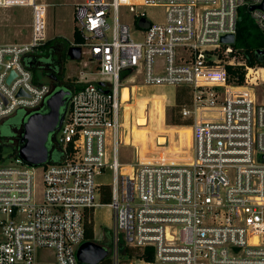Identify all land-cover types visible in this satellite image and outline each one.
Here are the masks:
<instances>
[{
  "label": "built area",
  "instance_id": "obj_1",
  "mask_svg": "<svg viewBox=\"0 0 264 264\" xmlns=\"http://www.w3.org/2000/svg\"><path fill=\"white\" fill-rule=\"evenodd\" d=\"M262 1L75 2L81 40L72 44L88 59L53 139L59 160L7 159L0 147V264H91L76 251L98 204L112 214L106 241L95 240L109 264H264V102L256 96L264 65H249L235 37L221 39L235 35L240 7L264 31ZM12 5L29 6L31 18L26 40L0 42V122L17 108L39 110L54 90L31 67L49 38L47 3L0 0V7ZM121 5L133 28L120 19ZM145 6H162L163 19H148ZM156 56L163 59L157 69ZM89 62L94 75L85 70ZM124 84L130 98L143 85L185 88L179 114L190 119L180 124L190 127V143L170 150L167 138L156 143L166 150L119 160L120 147L134 143ZM105 171L110 182L97 179ZM121 243L137 253L123 252ZM148 246L151 259L143 255Z\"/></svg>",
  "mask_w": 264,
  "mask_h": 264
},
{
  "label": "rangeland",
  "instance_id": "obj_2",
  "mask_svg": "<svg viewBox=\"0 0 264 264\" xmlns=\"http://www.w3.org/2000/svg\"><path fill=\"white\" fill-rule=\"evenodd\" d=\"M47 2L46 11L44 13L45 27L48 37L63 36L68 40H72V31L74 29L73 9L76 0H40ZM146 17L153 21L163 19L164 8L162 6H145L143 7ZM119 16L122 21L132 25V13L127 6L119 7ZM31 18V8L26 5H12L8 7H0V40L4 41H22L29 37V25ZM135 35V33H134ZM63 75L65 79H77L79 69L82 67V62L88 59V55L83 52L81 59H72L67 54L66 50L61 55ZM46 60V59H44ZM162 57H155V68H160ZM39 72V69H37ZM85 70L90 71V75H94L93 62H89L85 66ZM264 70V69H263ZM261 70L263 73L264 71ZM135 82H141L140 77H137ZM130 85L129 82H126ZM127 84L123 85V99H130L131 102L125 109L127 115L126 124L129 128L133 126L131 142L120 147L119 160L129 161L133 156L137 155V150L152 154L159 150H166L165 147L157 145L160 143L168 144L167 138H170V150L178 148L184 149L185 145L190 143V127L180 125L181 123H173L174 119L183 121L179 116V109L182 103L188 100V95H183L181 99H176L178 88L171 85H143L139 89L135 88L134 95L130 98V90ZM257 99L264 102V85L257 87ZM24 110L19 108L16 113L11 114L4 122L0 124V147L3 154L9 159L13 155L15 147L14 136L17 134V129L21 123V117ZM58 135V131H50L46 144L51 147L53 139ZM178 145L179 147H176ZM152 151V152H151ZM179 151V150H176ZM183 154V153H181ZM100 181L110 182L111 175L104 172L97 176ZM92 222L94 228V239L100 242H105V229L112 224L111 210L105 204L95 206L92 213ZM52 249L45 250V255L48 257L52 254Z\"/></svg>",
  "mask_w": 264,
  "mask_h": 264
},
{
  "label": "trees",
  "instance_id": "obj_3",
  "mask_svg": "<svg viewBox=\"0 0 264 264\" xmlns=\"http://www.w3.org/2000/svg\"><path fill=\"white\" fill-rule=\"evenodd\" d=\"M80 40H81V36L75 27L73 29L71 41L60 35L49 37L44 44L43 52L40 53L35 58L34 64L31 65V67L33 68L35 72V75L39 76L41 80L48 81L49 83H51L53 89L63 87L64 89L69 90V94L65 95V104L71 92L74 89L81 86L83 83L75 82L71 79L68 80L64 78L61 55L65 50L67 52V47L70 44L79 42ZM233 46L234 48H237L239 50L242 57L245 58L246 62L249 65H264V31H261L255 25L248 10H246L244 7L239 8V12L237 16V23H236L235 41L233 43ZM37 69H39V72ZM235 70L238 71V74L240 76L239 78L241 79L243 76V72H244L243 68L237 66ZM229 71H232L230 67H229ZM183 95H188L186 93L185 88H178V92L176 93V99L177 100L181 99ZM65 104H64V107H61V110L65 109V106H66ZM18 109L19 108H17L11 114L16 113ZM21 109L24 110V113L22 114L21 123L19 127L16 128L17 134L13 137L14 144H15L13 155L17 154L18 147L22 143L20 140L22 123H23V120L29 114V110L25 108H21ZM38 109L40 111H45L46 105L43 103ZM10 115L5 117L0 122V124L4 122ZM182 120L183 121H179V119H174V121L172 122L181 123V124L190 123V119L182 118ZM48 150H49L50 160H59L60 151L54 142L52 143L51 147H48ZM100 200L101 202H107L109 200V190L107 188H104L102 190V193L100 195ZM105 236H108L107 228L105 229ZM84 239L95 240L92 221H87L85 223ZM121 249L123 252L128 253L130 255L133 253L134 254L137 253L136 252L137 250L135 247H132L129 245L127 246L123 243H121ZM151 249L152 248L149 246L145 248V252H143V255L145 256L146 259L152 258ZM96 264H109L108 258L105 257L101 259L99 262H97Z\"/></svg>",
  "mask_w": 264,
  "mask_h": 264
},
{
  "label": "water",
  "instance_id": "obj_4",
  "mask_svg": "<svg viewBox=\"0 0 264 264\" xmlns=\"http://www.w3.org/2000/svg\"><path fill=\"white\" fill-rule=\"evenodd\" d=\"M264 9V0L258 5ZM253 6L251 5V8ZM234 33H227L221 37L224 42H233ZM67 54L72 59L81 57V48L79 45L70 44L67 47ZM14 74L12 71L8 79ZM69 94L68 89L59 87L54 89L46 98V110H35L30 112L23 120L21 130V144L17 153L25 161L37 164L47 160L49 156L48 146L46 144L50 131H57L64 116L65 95ZM106 241V240H105ZM107 248L95 240L84 239L78 246L76 255L79 260L91 264L99 262L107 254Z\"/></svg>",
  "mask_w": 264,
  "mask_h": 264
},
{
  "label": "crops",
  "instance_id": "obj_5",
  "mask_svg": "<svg viewBox=\"0 0 264 264\" xmlns=\"http://www.w3.org/2000/svg\"><path fill=\"white\" fill-rule=\"evenodd\" d=\"M77 1H79V0H76L75 2H77ZM75 2H74V4H75ZM47 3V2H46ZM73 32V31H72ZM0 42H6V41H4V40H0ZM94 230V229H93Z\"/></svg>",
  "mask_w": 264,
  "mask_h": 264
},
{
  "label": "bare ground",
  "instance_id": "obj_6",
  "mask_svg": "<svg viewBox=\"0 0 264 264\" xmlns=\"http://www.w3.org/2000/svg\"><path fill=\"white\" fill-rule=\"evenodd\" d=\"M264 71V70H263Z\"/></svg>",
  "mask_w": 264,
  "mask_h": 264
}]
</instances>
